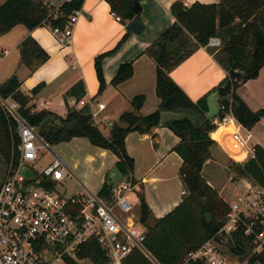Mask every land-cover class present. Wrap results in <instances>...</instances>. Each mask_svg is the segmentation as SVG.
Here are the masks:
<instances>
[{
  "label": "trees",
  "instance_id": "obj_1",
  "mask_svg": "<svg viewBox=\"0 0 264 264\" xmlns=\"http://www.w3.org/2000/svg\"><path fill=\"white\" fill-rule=\"evenodd\" d=\"M106 1L111 12L119 16L124 25L136 17L140 18L133 11L135 0ZM83 4L84 0H70L55 9L43 0H7L0 7V36L8 34L18 25H23L30 31L48 25L64 29L71 16L82 10ZM171 14L175 22L142 53L151 56L157 64L156 94L161 100L159 109L143 116L140 112L146 97H134L131 101L133 111L122 114L119 121L112 124L108 136L94 124L89 105L81 109L71 108L66 118L46 109L36 111L31 103L45 88L44 83L32 89L30 95L21 89L17 75L0 84V96L10 98L20 105L22 118L36 127L38 134L50 146L70 142L74 138H87L93 146L116 155L118 161L115 166L126 177L133 175L135 168V161L126 148L129 134H148L155 128L165 126L180 138V143L173 151L182 159L180 174L187 193L177 207L165 217L155 220L154 224L153 213L145 194L139 193V222L146 229L143 243L146 253L136 249L126 264H205L203 261H186L191 252L197 251L218 234L230 210L229 204L202 175L206 162L212 158L211 150L217 144L211 138L217 127L206 116L208 97L215 91H219L220 97H229L230 101L225 105L231 106L237 121L248 130H252L264 118V108L252 111L237 94L238 89L249 80L256 79L264 67V0H219L213 4L195 2L190 6L184 0H176L171 6ZM130 35L127 33L113 51L96 58L99 93L107 85L103 61L115 53ZM213 37H218L223 42L218 50L208 48L209 40ZM201 47L208 48L227 73L234 67L241 75L235 80L227 75L217 87L193 101L173 80L171 72ZM20 51V65L29 67L31 71L49 59L48 54L30 37L21 44ZM133 75L134 63H123L111 84L119 86ZM85 96L82 81L71 87L67 94V97H73L77 101ZM161 110L193 113L197 117V124L185 118L161 125ZM223 115L221 113L219 117ZM58 120L61 124L57 123ZM16 127L17 122L0 106V154L6 163H9L12 154V137L17 139ZM255 149V157L245 162L242 168L236 163L235 169L242 177L264 186V148L256 145ZM46 186L54 188L53 184ZM110 193L104 183L99 195L108 199ZM233 241L234 255L245 258L250 250L248 241L238 234L233 235ZM255 262L264 264V253L250 258L251 264Z\"/></svg>",
  "mask_w": 264,
  "mask_h": 264
},
{
  "label": "built area",
  "instance_id": "obj_2",
  "mask_svg": "<svg viewBox=\"0 0 264 264\" xmlns=\"http://www.w3.org/2000/svg\"><path fill=\"white\" fill-rule=\"evenodd\" d=\"M79 12L74 13L64 29L48 25L57 42L62 46L72 43ZM117 21L120 17L111 12ZM223 42L218 37L209 40L208 48L220 49ZM8 51L6 50V53ZM85 106L84 102L77 104ZM0 106L17 122V139L12 137V154L7 163L4 181L0 187V264H126L136 250L146 253L143 243L146 232L137 226L134 210L140 199L136 196L138 183L133 175L115 183L110 198H102L81 183L79 190L62 196L59 186L69 175L70 169L39 134L36 127L22 118L20 105L0 96ZM220 113L213 120L216 131L233 127L224 133L222 147L235 157L249 144L241 134L242 125L235 118L231 106L219 104ZM105 105L92 106L94 124L101 126L100 112ZM108 127L112 123H106ZM230 137L228 145L225 138ZM231 147V148H230ZM248 148V147H247ZM255 157V146L251 148ZM47 151L52 160L41 163ZM28 168L35 178L28 180ZM39 181V183L37 182ZM53 184L54 188H47ZM230 210L218 234L206 241L197 251L191 252L186 263L203 261L205 264H251L253 255L264 253V186L247 181L245 189L229 203ZM224 232L233 241V235L245 238L250 250L245 258L225 256L220 251L216 237ZM229 252L234 255L230 250ZM253 264H263L255 262Z\"/></svg>",
  "mask_w": 264,
  "mask_h": 264
},
{
  "label": "crops",
  "instance_id": "obj_3",
  "mask_svg": "<svg viewBox=\"0 0 264 264\" xmlns=\"http://www.w3.org/2000/svg\"><path fill=\"white\" fill-rule=\"evenodd\" d=\"M43 1L48 6L58 9L65 2L70 0ZM175 1L176 0L142 1L143 10L140 14V18L144 25V29L141 34H134L127 30L128 24L124 25L121 21H117L111 16L112 10L106 0H84L82 10L79 12L72 43L65 47H62L57 42L49 27H39L30 31L25 26L18 25L8 34L0 36V84L8 81L12 76L17 75L22 85L21 89L28 95H30L31 90L38 85L42 83L46 84L45 88L33 98L31 104L35 106L36 111L46 109L62 118L67 117L71 108H82V106L79 108V106L71 103V100H75L77 104L83 101L84 104L89 105V107L94 105L95 111H98V104H104L105 108L100 112L101 120L112 123V121L107 120V117L110 115H106L105 111L107 110V104L105 102L109 100V102L113 103L117 108L123 109L119 114L120 118L125 112H130L126 110L133 108L131 101L138 95H144L146 97V102L140 113L143 116H148L159 109L161 100L156 94L157 64L151 56L142 53L161 33L175 22V18L171 14V6ZM184 2L187 6H190L195 2L213 4L218 3L219 0H184ZM2 4H0V7ZM127 33L131 35L127 38L126 42L115 53L103 61L104 76L108 86L112 89L108 90L110 92L108 94L105 92L106 86L103 92L99 93L100 83L95 68V60L99 55L113 51ZM29 37L33 38L49 56V59L44 64L38 66L34 71H31L27 66L20 65L21 44ZM6 50L8 51L7 53ZM128 62L134 63L133 77L119 86H113L111 81L117 74L119 66ZM227 75V71L218 63L214 55L209 52L208 48L204 47L198 49L192 56L171 72L173 80L193 101L199 100L206 93L217 87ZM79 81L84 83L86 90V96L81 101H77L73 97H67L68 91ZM237 94L252 111L256 112L263 109L264 67L261 69L259 76L242 85L238 89ZM40 96L44 97V104L41 105L42 109H38L37 98ZM101 96L102 100H100ZM58 98H60V106L65 107L66 110L63 114L61 111L52 109L53 103ZM102 113H104L103 118ZM104 117L106 119H104ZM105 127L108 128V130L104 131L102 129L101 131L105 136H108L110 127L107 125H105ZM162 127L169 129L165 126L153 129L151 135L154 145H157L160 141L161 137L156 138L155 136L161 133ZM255 127L252 130L242 127L241 134L243 131H246V136L242 135L245 139H248L249 142L254 140L252 146L260 145L264 148L263 140L258 138L253 132ZM224 128L228 129L227 127ZM215 132L211 134V138L215 140L217 144L212 148V158L206 162L202 173H204V169L209 163L215 162V153L213 154L214 149L217 150L218 155H221L222 158H233L234 162L232 161V165L234 164L235 166L238 162L244 164L246 161L236 160L231 153L222 147L220 141L213 138ZM228 132L229 131L223 132L221 141L224 139V133ZM173 138L174 142L169 148L172 153L174 152V147L180 143V138L178 136ZM227 138L225 140L230 143V137ZM156 140L157 143H155ZM96 148L101 151L100 154H102V156L110 153L108 150ZM244 153L250 154V157L254 156L249 149H245ZM129 156L132 157L131 155ZM174 156L179 155L175 152ZM173 160L175 163H178L177 172L179 171L180 173V168L182 166L181 157L179 156V161L176 158H173ZM117 161L118 160H114L110 168L106 167V165L103 166L105 167V180L107 173L115 167ZM133 178L145 194L142 186L144 179L139 180L135 174ZM152 179L158 178L154 177ZM233 179L234 178L229 176L228 182ZM240 179H244L245 181L243 189L246 182L251 181L246 177H240ZM240 181L237 182L236 185H238ZM207 182L215 188L213 183L216 185V182L214 180L210 181L208 179ZM182 183L183 189L181 190V196L179 198L172 200L164 199L162 202L154 203L146 197V201L154 217L152 224L155 223V220L169 214L184 199L187 190L185 191L183 180ZM222 190L225 191V188H222ZM222 190L218 191L219 195L223 198L228 197ZM230 191H232V189ZM234 192L235 189L232 191V194ZM237 194H235V196ZM137 206L140 207L139 201ZM136 220L140 221V218Z\"/></svg>",
  "mask_w": 264,
  "mask_h": 264
},
{
  "label": "rangeland",
  "instance_id": "obj_4",
  "mask_svg": "<svg viewBox=\"0 0 264 264\" xmlns=\"http://www.w3.org/2000/svg\"><path fill=\"white\" fill-rule=\"evenodd\" d=\"M6 1L7 0H0V4L3 2L5 3ZM106 86L107 88L105 92L109 94L110 92L108 90L112 88H110L108 84ZM37 99L38 109H42L41 105L44 104V97L40 96ZM100 100H102V96ZM105 103L107 104V110L105 111L106 115H110L107 117V120L112 121V124H116L120 119L119 114L123 109L117 108L115 105H113V103L109 102V100ZM52 109L61 111L62 114L66 111L65 107L60 106V98L56 99V101L53 103ZM132 109L129 108L126 111L131 112ZM104 113H102V118ZM99 119H101V114ZM104 119L106 118L104 117ZM106 123V120H102L100 130H108V128L105 127ZM256 126L257 127H255L253 132L264 142V118ZM152 132L148 134L132 132L127 137L126 148L128 154L135 159V176L139 180L144 179V182L142 181V186L145 191V198L147 197L151 202L159 203L164 199L172 200L179 198L181 196V190L183 189V183L181 174L179 171L177 172L178 163H175L173 160V158L178 160L179 156H174L175 152L172 153L170 152L171 150H169L174 142L173 137H177V135L171 129H165L162 127L161 133H158V135L155 136L156 138L161 137L160 141L157 145H154L151 135ZM242 134L246 136L247 133L246 131H243ZM252 142H254V140ZM252 142H249L247 146L248 148L246 147V150H251L250 148L252 147ZM52 149L64 159L71 172L58 188L62 196H70L75 194L81 186L80 182L85 184L92 192L99 193L105 181V167L103 166L106 165V167L110 168L114 160H118L117 156L112 152L102 156V154H100L101 151L93 146L87 138H74L70 142H64L52 146ZM42 151L44 152V158L41 163L51 161L52 156L47 151ZM213 151V154L215 153V162L209 163L204 169V173H202V175L206 180L209 179L210 181L214 180L216 182V185L213 183L215 188L212 185L211 186L217 192L221 191L222 188H225V191H223L224 189L222 191L223 193H226L228 197L222 198L229 204L235 200V194L245 189L246 185H244L243 189V184L245 181L244 179H240L242 176L239 175L234 164L232 165V161L234 162L233 158H222L221 155H218L217 150L214 149ZM6 167L7 163L0 154V187L4 181ZM229 176L234 178L232 181H230L231 183L228 182ZM154 177H157L158 179H152ZM239 181L240 183L236 185ZM231 189L232 191L235 189L233 194L232 191H230ZM186 190L187 189L185 188V191ZM135 194L139 197V193ZM134 214L136 219L140 218L141 210L139 206H137V208L134 210ZM137 226L146 231V229L140 223H138ZM220 251L225 254V256H230L232 259L236 258L235 255H232L229 252L227 247L221 246Z\"/></svg>",
  "mask_w": 264,
  "mask_h": 264
},
{
  "label": "water",
  "instance_id": "obj_5",
  "mask_svg": "<svg viewBox=\"0 0 264 264\" xmlns=\"http://www.w3.org/2000/svg\"><path fill=\"white\" fill-rule=\"evenodd\" d=\"M141 2H142L141 0H135L134 1L133 11H134L136 16H139L142 13L143 7H142ZM143 29H144V25H143L142 21L140 20V18H137V17L135 19H133L132 21H130L127 25V30L131 33H134V34H141ZM228 75L230 76L231 79L235 80V79H237L238 76L241 75V73L238 72L233 67L228 72ZM229 101H230L229 97H220L219 91H215L212 94H210L208 97V100H207V104H208V111L206 113L207 119L208 120H214L220 113L219 104L226 103ZM185 118H188L193 123L197 124V117L193 113H187V112H182V111L172 112V111H167V110H161L160 123H161V125H164L170 121H173V120L179 121V120H183ZM57 123L61 124V121L58 120ZM15 132H16V134H18L19 133L18 129H16ZM155 143H157V140L155 141ZM238 165L241 168L243 167V164L241 162H238ZM23 174L28 180H32L35 178V175L28 168H24ZM123 179H124V176H123L122 172L116 166L113 167L107 173L106 180H105V183L108 186V190L110 191L112 186L115 183L120 182ZM37 182L39 183V181H37ZM136 190L138 193L143 192V190L139 186L137 187ZM216 241L220 245L227 247L232 253L235 252V246H234L233 242L231 241V238L228 235H226L224 232L220 233L216 237ZM147 255L149 257H151L149 253H147Z\"/></svg>",
  "mask_w": 264,
  "mask_h": 264
},
{
  "label": "bare ground",
  "instance_id": "obj_6",
  "mask_svg": "<svg viewBox=\"0 0 264 264\" xmlns=\"http://www.w3.org/2000/svg\"><path fill=\"white\" fill-rule=\"evenodd\" d=\"M233 131L234 129H233V127H230V128H228V129H225L224 127H222V128H220L218 131H216L214 134H213V138L214 139H216V140H218V141H220L221 142V138H222V134H223V132L224 131ZM226 139V138H225ZM228 139V138H227ZM227 142V144L229 145L230 143H229V141H226ZM231 148V147H230ZM233 152L236 154L235 155V157L234 158H236V159H238V160H240V161H243L244 159H246L247 158V153H237V152H235L234 150H233Z\"/></svg>",
  "mask_w": 264,
  "mask_h": 264
}]
</instances>
